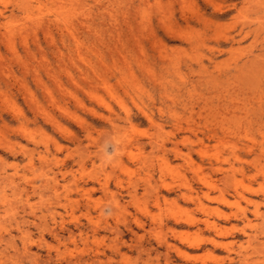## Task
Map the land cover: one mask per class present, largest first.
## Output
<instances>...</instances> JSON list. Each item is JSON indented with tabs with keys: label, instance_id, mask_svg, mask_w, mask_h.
Instances as JSON below:
<instances>
[{
	"label": "rangeland",
	"instance_id": "rangeland-1",
	"mask_svg": "<svg viewBox=\"0 0 264 264\" xmlns=\"http://www.w3.org/2000/svg\"><path fill=\"white\" fill-rule=\"evenodd\" d=\"M0 264H264V0H0Z\"/></svg>",
	"mask_w": 264,
	"mask_h": 264
},
{
	"label": "bare ground",
	"instance_id": "bare-ground-1",
	"mask_svg": "<svg viewBox=\"0 0 264 264\" xmlns=\"http://www.w3.org/2000/svg\"><path fill=\"white\" fill-rule=\"evenodd\" d=\"M170 2H168V4H169ZM72 13V12H71ZM40 19V18H39ZM19 28V27H18ZM11 29V28H10ZM2 94V93H1ZM252 113V112H251ZM240 115V114H239ZM236 116V115H235ZM247 119V118H246ZM222 141V140H221ZM250 145V144H249ZM175 146V145H174ZM46 175H48V174H46ZM226 177V176H225ZM51 231H53V230H51ZM55 235V234H54ZM57 236V235H56Z\"/></svg>",
	"mask_w": 264,
	"mask_h": 264
}]
</instances>
